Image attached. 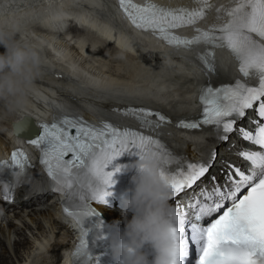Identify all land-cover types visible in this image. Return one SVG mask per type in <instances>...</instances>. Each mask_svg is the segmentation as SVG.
Returning a JSON list of instances; mask_svg holds the SVG:
<instances>
[{
    "label": "snow or ice",
    "instance_id": "snow-or-ice-1",
    "mask_svg": "<svg viewBox=\"0 0 264 264\" xmlns=\"http://www.w3.org/2000/svg\"><path fill=\"white\" fill-rule=\"evenodd\" d=\"M119 3L133 26L158 34L171 46L190 49L194 45H205L207 50L198 54L197 58L204 65L206 74L215 72L213 50L225 47L239 61V71L243 77L257 74L258 86H249L240 80L220 87L209 84L200 96L203 105L201 118L191 122L181 121L177 126L195 129L201 125H213L217 131L222 130L225 134L238 131L244 140L264 148V123L256 122L255 132L243 127L235 128L237 121L246 116L245 110L252 109L256 102H259L256 113L264 120V0H235V7L223 10L228 17L225 23L210 26L207 30L195 28L197 34L191 39L175 35L173 30L194 26L203 20L205 9L211 8L209 0H196L201 7L192 10L169 9L153 3L141 6L133 0H119ZM217 19L222 17L218 16ZM125 114L135 116L142 126L154 124L155 121L148 119L153 116L161 123L169 122L163 114L143 108L128 109ZM160 126L156 124V127ZM40 127V134L28 142L40 150V164L50 178L60 182L58 177L63 174L62 186L68 189L69 203L74 196H79L81 203L74 205V211H69L67 206L64 210L77 219L83 231L85 219L98 214L88 201L95 200L101 205L108 203V197L112 195L110 189L115 183L113 177L121 168L108 169L113 161L125 153L138 156L139 160L146 156L155 159L157 174L172 191L169 200L192 188L211 167L210 163L182 165L179 157L168 151L158 139L130 129L121 130L108 123L95 128L78 119L62 118L59 122ZM72 128L76 130L74 135L71 134ZM228 138V135L220 137L225 141ZM69 153L71 158L66 160ZM240 155L251 162L253 170L245 174L235 169L239 180H233L229 175L231 187L227 192L220 186H213L210 191L201 192L202 199L191 202L185 208L172 201L180 223L176 238L186 257L190 243L198 244L199 259L209 250L225 243L247 248L253 256H264V154L241 151ZM171 164L177 167L175 173L166 167ZM4 167H12L14 174L19 176L30 165L27 156L18 150L12 153L11 165L5 162ZM15 187L18 185L3 187L5 201L11 202ZM242 188H247V194L238 197L237 193ZM225 200H230L231 206L210 225L203 227L199 222L224 207ZM84 236L81 246L88 248L85 231ZM89 259L99 264V257L93 258L90 252Z\"/></svg>",
    "mask_w": 264,
    "mask_h": 264
},
{
    "label": "bare ground",
    "instance_id": "bare-ground-1",
    "mask_svg": "<svg viewBox=\"0 0 264 264\" xmlns=\"http://www.w3.org/2000/svg\"><path fill=\"white\" fill-rule=\"evenodd\" d=\"M114 18L117 21L116 15ZM75 21L84 27L91 25L92 29H88L91 33L97 32L100 41L129 56L122 49L120 41L116 44L118 48L112 44L114 37L108 31L114 33L119 25H114V21L107 19L99 0H0V102L9 103L5 110L0 111V153L25 139V135L10 136L15 122L24 115L33 117L36 121L38 116L43 118L47 109L57 103L55 98L62 92L61 86L65 87L68 96L78 98V102L82 100L83 108L92 111H98L94 104L109 107L122 105L126 101L98 91L100 87L110 85L141 87L150 89L156 95L163 93L158 97L159 100L162 96H170L162 105L170 119L189 117L197 112L192 95L200 83L187 78L178 68L180 64L177 61L167 62L166 67L160 70L151 69L147 64L134 65L130 56L131 61L125 59L120 68L124 73L132 72L128 75H141L146 71L155 73L153 82L143 81L146 84L121 80L116 75L109 76L110 74L107 75L93 65V59L99 57L97 53L91 54V57L86 54L95 51L100 43L93 38H77L79 30L72 26ZM104 50L99 47L98 52ZM108 51L109 46L104 53ZM110 53L118 57L112 51ZM111 54L109 55L112 56ZM45 60L54 74L57 73L56 77L44 73L42 68H35L36 64L31 63L36 61L45 64ZM145 66L150 70L144 71L142 67ZM117 69L118 72L119 67ZM130 76L132 75L126 78L129 79ZM165 78H169L174 87L167 81L162 83ZM47 81L52 83L50 87L40 86ZM100 114L101 112L98 116ZM182 137L190 141L184 151L187 155H195L197 152L196 148L191 147L194 143L206 144L198 135L183 134ZM211 140L215 141L210 138L208 142ZM23 191L25 189L22 188L21 198L31 196L30 192L26 195ZM32 204L36 205L34 202ZM27 212V215L18 211L2 215L0 213V237L4 238L0 264H66L65 258L72 250L73 237L66 226L59 222L55 208H32ZM108 214L113 217L116 215L114 212ZM12 234L16 235L13 242ZM74 264L78 262L75 261Z\"/></svg>",
    "mask_w": 264,
    "mask_h": 264
},
{
    "label": "clouds",
    "instance_id": "clouds-1",
    "mask_svg": "<svg viewBox=\"0 0 264 264\" xmlns=\"http://www.w3.org/2000/svg\"><path fill=\"white\" fill-rule=\"evenodd\" d=\"M134 193L124 208L134 214L125 223L123 236L111 242L113 259L118 264H183L186 258L176 235L178 213L169 204L171 189L156 172V161L146 156L133 166ZM153 253L149 260L144 249ZM89 255V253H82ZM197 264H264V256H253L237 244H220L203 254Z\"/></svg>",
    "mask_w": 264,
    "mask_h": 264
},
{
    "label": "rangeland",
    "instance_id": "rangeland-1",
    "mask_svg": "<svg viewBox=\"0 0 264 264\" xmlns=\"http://www.w3.org/2000/svg\"><path fill=\"white\" fill-rule=\"evenodd\" d=\"M97 42H99L100 44L96 47V49H95V51H93L94 53L95 52H97V54L99 55V57H95L93 60L95 61V62H93L94 64L93 65H95L98 69L100 68V70H102L104 73H106L107 75H109V76H112V77H116V78H119V79H121V80H126V81H129V80H131L133 77L132 76H130L129 77V79H127L128 78V76L129 75H132V74H129L128 75V73H132V72H128V71H125V73H124V70H122V68H120V66L123 64L122 62H123V58H124V60L126 59V60H129V61H131V59H129V56L126 54V53H124V52H122V51H119V50H117V49H115L113 46H111V45H109V44H107V43H105L106 45H104V43L102 42V41H100L99 39H97ZM101 45V46H100ZM108 46H109V52H106V53H103V51H101V53L100 52H98V49H99V47H101V48H104L105 50L104 51H106V49H108ZM110 48H112V49H110ZM113 52V53H115V54H117V56L118 57H115L114 55H112L110 52ZM111 54L112 56H110L109 54ZM89 57H91V56H89ZM105 57H106V59H105ZM112 57H114V58H112ZM93 60H91V61H93ZM97 60V61H96ZM122 60V61H121ZM119 61L121 62V63H119ZM118 63H119V65H118ZM78 65V64H77ZM117 67H119V71L117 72ZM115 70V71H114ZM110 71V72H109ZM113 73H114V76H113ZM57 74V73H56ZM116 75V76H115ZM119 75V76H118ZM121 77V78H120ZM127 77V78H126ZM136 83H138V84H143V83H140V82H138V81H135ZM2 94H5V93H3V92H1ZM10 97V96H9ZM12 103V102H11ZM8 105H9V103L8 102H0V111H2V110H5L6 109V107H8ZM173 119V118H172ZM16 235L15 234H12L11 235V242H13V240H14V238H16L15 237ZM3 237H0V252L2 251V249H3V245H2V241H3ZM14 253V252H13ZM0 256H3V252H1L0 253Z\"/></svg>",
    "mask_w": 264,
    "mask_h": 264
},
{
    "label": "water",
    "instance_id": "water-1",
    "mask_svg": "<svg viewBox=\"0 0 264 264\" xmlns=\"http://www.w3.org/2000/svg\"><path fill=\"white\" fill-rule=\"evenodd\" d=\"M22 132H23V130L18 129V128H17V125L14 126V133H15V134H20V133H22ZM34 134H36V132H35ZM34 134H32V135H34ZM32 135H26L25 138H31Z\"/></svg>",
    "mask_w": 264,
    "mask_h": 264
}]
</instances>
